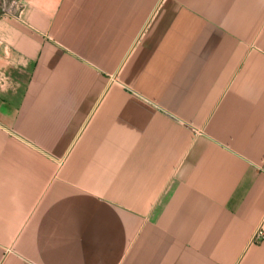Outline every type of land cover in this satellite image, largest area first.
Instances as JSON below:
<instances>
[{"label":"crops","instance_id":"crops-1","mask_svg":"<svg viewBox=\"0 0 264 264\" xmlns=\"http://www.w3.org/2000/svg\"><path fill=\"white\" fill-rule=\"evenodd\" d=\"M20 2L0 264H264V0Z\"/></svg>","mask_w":264,"mask_h":264},{"label":"built area","instance_id":"built-area-1","mask_svg":"<svg viewBox=\"0 0 264 264\" xmlns=\"http://www.w3.org/2000/svg\"><path fill=\"white\" fill-rule=\"evenodd\" d=\"M21 2L20 1H15L13 4L9 7V13L6 15H12L18 12L21 9ZM5 15V16H6ZM260 172L264 174V163L263 165L259 168ZM264 239V228L262 227L256 234L255 240L260 242L261 240Z\"/></svg>","mask_w":264,"mask_h":264},{"label":"rangeland","instance_id":"rangeland-1","mask_svg":"<svg viewBox=\"0 0 264 264\" xmlns=\"http://www.w3.org/2000/svg\"><path fill=\"white\" fill-rule=\"evenodd\" d=\"M15 1L20 0H0V16H4L9 13V7L13 4Z\"/></svg>","mask_w":264,"mask_h":264}]
</instances>
